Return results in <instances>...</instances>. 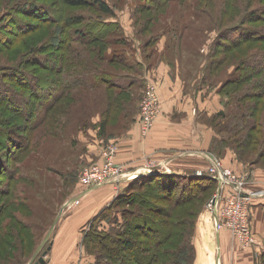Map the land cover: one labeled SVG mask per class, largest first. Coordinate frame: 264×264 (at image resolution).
Wrapping results in <instances>:
<instances>
[{
	"label": "rangeland",
	"instance_id": "374dc122",
	"mask_svg": "<svg viewBox=\"0 0 264 264\" xmlns=\"http://www.w3.org/2000/svg\"><path fill=\"white\" fill-rule=\"evenodd\" d=\"M22 1L26 0H0L1 64H22L27 57H34L35 54L30 50L37 47V56L43 57L44 61H53L50 64L59 66L61 64L57 58L59 56L51 58V55L61 54L64 50L60 48L68 45L71 48L69 59L76 55L80 60L89 62L90 60L87 59L89 58L95 63L102 62L104 66L109 67L110 63L101 60L106 50L97 49L96 42L85 44L74 40L69 43L66 41L67 35L71 38L69 35L71 31L68 30L76 26L68 25L66 29L63 21L60 20V15L68 17L72 14L84 13L81 24L100 19L106 25H97L98 30L108 29V25L111 24L113 25L111 29L114 27L116 35L121 34L126 37V42L129 43L122 46L128 49L127 57H132L130 60L137 59L140 65L136 69L123 65L124 69L117 72L134 75L137 73L140 78L142 77L143 83L138 77L137 81L140 82L130 86L123 93L113 88L99 90L80 88L71 91L75 93L72 103L63 108L60 106L65 103V100L54 103L52 113L55 115L50 118L52 113L48 111L42 124H39L32 132L24 133V129L16 130L12 122L24 123L18 119L13 121L12 116L0 108V120L6 118L8 123L1 120L0 129L13 127L10 128L13 130L12 134L29 136V141L24 142L22 151L18 152L19 146L13 151L8 150L10 151L8 157L11 159H6L5 162L6 165L8 163L11 165V172L14 171L12 176L8 177L0 173V264H31L43 251L47 250L49 238L42 246L40 244L50 226L53 223L55 225L59 223L62 214L67 210V205H73L65 204L67 199L79 191L82 193L84 189L80 182L82 171L88 166L102 163L103 151L110 145L115 147L111 164L121 165L115 160L118 141L122 137L130 138L128 131L131 126L139 125L141 104L147 101L145 98L147 83L152 82L158 95L157 84L165 77L170 78L173 83L180 82L183 93L201 90V94L198 93L199 96L196 98L198 97L203 104L206 102L209 107L211 106L208 102L215 98L218 110L214 108L205 110L208 105H201V108L195 107L193 116L190 115L193 119L189 125L202 124L213 132L209 136L210 145L207 146V153L218 159L221 167L230 169L243 186L248 189H264V97H260V103L256 110H253L254 113L249 111L250 116L246 117L245 123L241 122L235 128L231 125L233 121H238L234 115L237 112L241 113L243 104L249 100L244 98L247 93L246 87L251 80L257 83L262 80V73L253 77L249 76L251 80L247 81L241 80L239 76L251 74L252 67L255 69L253 73L259 72V67L262 69L264 62L258 58V54L262 55V50L264 51V40L255 38L253 41L235 46L229 41L236 39L241 32L238 30L240 27L255 28L257 34H264L261 27L264 0H169L158 8L149 0H104L113 8L114 15L110 16L99 11V8L94 5L68 7L60 6L61 0H31L48 7L53 15V20L43 22L42 26L35 30L32 25L28 27L22 25L17 29L15 27V16L27 25L39 21L36 18L31 19L21 11L19 5ZM10 9L14 16H10L7 12ZM19 30L27 32L12 38V41L6 45L5 41L13 37V32ZM58 35L61 40H54L53 38L56 39ZM51 40L54 48L55 44L59 47L51 50L52 53L48 58L47 51L50 52V49L45 50V45ZM108 46V48L120 47L111 43ZM36 73H44V70L40 69ZM230 82L237 86L234 89L229 85L225 86ZM239 93L243 95L239 97ZM246 108L248 107H243V110ZM215 110L223 114L218 115ZM174 119H177L176 115ZM251 125H255L257 131L251 130ZM150 129L145 133L139 130L142 143H145L146 134ZM217 135H223L222 143L219 141L213 146L218 145L219 150L220 144V150L212 149L211 151L210 146L214 143V136ZM89 148H96L97 152L92 154ZM0 149H2L1 145ZM15 152H18L17 157L12 158ZM231 156L239 164L238 167H231L227 160ZM185 161L187 171L193 168L192 163L195 161L197 164L200 163L198 173L206 174L209 169L208 161L200 156L190 159L188 156ZM110 182L90 189L89 193H116L117 195L129 184L123 180ZM120 184H123L122 188L119 187ZM185 184L191 186L190 189H198V192L189 201L172 206L171 202L177 201L175 196L178 190L167 192L151 181L143 182L132 191L140 199L139 204L138 199L135 198L113 205L114 210L111 216L102 220L96 228L108 229L112 223L115 224L112 219L116 215L119 216V211L123 208L126 220L137 218L139 219L137 222L142 223L140 219L148 217L151 223L156 225L155 231L158 229L164 232L171 231L169 237H164L162 232L161 234L152 232L147 235V232L139 229L140 232L131 248L141 247L140 241L147 242L149 251L143 256L154 255L157 252L156 255L161 260L160 264H176L173 263L176 260L174 256L177 255L174 252L180 251L178 256L182 257L186 254L190 264H207L205 260L197 262L200 253L195 243L197 238L195 227L199 221L204 222L211 233L210 219L204 220L203 215H211L208 204L212 194L215 193L216 183L201 181L198 183L200 185H195L194 182H185ZM136 199L137 202H133ZM253 200L254 198L250 200L249 206V225L255 237L254 244L244 246L238 238L231 235L228 229H223L227 231L230 241L234 242L233 246L238 243L243 249L254 248L253 264H261L260 255L264 251V237L262 246H259L251 221ZM90 223L91 221L84 226V233L82 230V240L91 227ZM90 242L91 239L86 241L88 244ZM91 246V252H100L98 243L92 241ZM255 247H258V250ZM209 250L213 254L214 247H209ZM84 252L90 254L85 247ZM153 259L157 260L156 257ZM94 261L90 264H94ZM262 264H264L263 260Z\"/></svg>",
	"mask_w": 264,
	"mask_h": 264
},
{
	"label": "trees",
	"instance_id": "16d2710c",
	"mask_svg": "<svg viewBox=\"0 0 264 264\" xmlns=\"http://www.w3.org/2000/svg\"><path fill=\"white\" fill-rule=\"evenodd\" d=\"M153 3V5L158 8L164 4H166L169 0H149ZM22 4L19 5L21 11L24 14H27L31 19H39V21H34L30 24H25L26 22L21 21V19H16V16L14 17V23L15 27L20 28L22 25L29 26L32 25L33 29L40 28L43 24V22H48V20H53V15L51 13V10L43 5L42 3H37V1H31L26 0L22 1ZM68 6V7H76V6H89L94 5L99 8V11L107 14L108 16L114 15V11L112 6L107 3L104 0H61L60 6ZM13 9V8H12ZM12 9L7 11L10 16H14ZM45 14V15H44ZM262 14L261 22H262V32L264 31V13ZM83 15L79 14H72L68 17L65 15H60V20L63 22V26L68 27V25H74L76 26L73 29H70L68 31L71 38H68V35L66 36L67 43L74 41L78 42H84L89 44H94L96 42L97 49L99 50H106L103 56V59H101L103 62L110 63L109 67H106L103 65V63H95L93 60L87 58L90 60L89 62L86 60H80L76 55L72 59H69V55L71 53V48L68 45H64L61 54L51 55V58H59V61L61 64L59 66L54 64H50V62L53 61H44L43 57L37 56V47L32 48L30 51L33 52L34 57H27L22 64H1L0 63V108H3L9 116H12L13 121H16V119L20 120L21 123L24 124H17L16 122H12L13 126L16 130H23L24 133L26 132H32L39 124H42L43 119H45L48 111H51L52 113V106L54 103L58 101L65 100V103H63L60 107L63 108L69 103L71 104L74 100L75 93H72L76 89L85 88V89H91V90H99L101 88L109 89L113 88L115 90H118L117 92H125L127 89L137 84L140 81H137L135 79L134 74H124V73H118L117 71L123 70V65H128L130 68H135L140 65L137 63V61L130 60L127 57V50L125 49V46L129 42H126V37L122 36L121 34L116 35V32L114 31V27L111 29L108 25V29H104L103 31L98 30L96 27L97 25L100 26V24L105 23L101 22L102 20L98 19L94 21H88L87 23H82L84 18ZM82 16V17H81ZM253 21V20H252ZM108 22V21H105ZM80 24V25H79ZM6 26V25H5ZM4 26V27H5ZM67 29V28H66ZM97 29V30H96ZM239 31H241L236 39L229 40L232 42L233 46L237 44H241L247 41H253L255 38H259L261 40H264V34L262 35L259 33L257 34V29L255 28H238ZM21 30L13 32L12 36L7 41H5V44H9L12 41V38L19 37L24 35ZM57 33V32H56ZM57 35V34H56ZM111 35V36H109ZM261 35V36H260ZM54 40H61V37L56 36V39ZM64 39V37L62 38ZM56 43V42H55ZM109 43L111 45H116L120 47H113L108 48ZM225 45V44H224ZM230 46V45H229ZM58 45L55 44V48L58 49ZM53 46V41L47 42L45 45V50L50 49V52L47 51L48 58L50 57V54L52 53L51 50H55ZM39 49V48H38ZM78 52V51H77ZM40 53V52H39ZM32 54V53H31ZM74 54V53H73ZM126 55V56H125ZM46 56V55H44ZM258 58L262 59V62H264V51L262 50V55L258 54ZM75 58H78L77 60ZM132 58V57H130ZM253 59V58H251ZM99 60V59H98ZM70 62H73L74 64H71ZM81 64V65H79ZM120 66V69H119ZM40 69L44 70V73H36ZM259 72L253 73L255 69L251 68V74H244L240 75L239 78L241 80H251V77H253L256 74L262 73V80L259 81V83L252 81L249 83V85L246 87V97L249 98L247 102L243 104V107L246 108L241 113H236L234 118H236L238 121H233L231 125H234L233 127H238L241 122H246V117L250 116V112L254 113L256 108L258 107V104L260 103V97H264V65H262V69L260 67L258 68ZM243 70V69H242ZM257 70V69H256ZM136 71V70H135ZM253 73V74H252ZM252 75V76H251ZM251 76V77H249ZM143 83V80H142ZM237 83V82H236ZM230 88H235L237 85L230 82L228 84ZM87 87V88H86ZM74 89V90H73ZM262 90V91H261ZM72 91V92H71ZM230 91V90H227ZM229 93V92H226ZM243 94L239 93V97ZM254 110V111H253ZM250 111V112H249ZM217 112V111H216ZM56 113V112H55ZM127 113V112H126ZM218 115H222L223 112H217ZM55 115L54 113L51 114V117ZM215 116H217L215 114ZM2 121L6 123V118H1ZM0 120V122H1ZM23 121V122H22ZM231 121V120H230ZM8 124V123H6ZM103 124V122H102ZM4 126V125H3ZM13 128V127H10ZM10 128H1L0 129V145L2 146V149H0V173L6 174L8 177H11L14 171L11 172V165L8 163L6 165V159H9L8 157V151L11 149L13 151L15 148L17 149L18 146V152L23 150V144L27 140L29 141V136L27 134H24L23 136L20 135H14L13 130ZM230 129V128H228ZM251 130H256L255 125H251ZM252 132V131H251ZM218 133V132H217ZM259 133V132H257ZM252 136V135H251ZM254 138V137H253ZM223 135L220 136H214V143L211 144L210 150L217 149L218 145H215V143H222ZM254 140V139H253ZM220 144H219V150H220ZM5 149L6 152H5ZM218 150V151H219ZM18 152L14 153L12 155V158H16ZM11 159V158H10ZM5 162V163H4ZM126 184L127 188L123 191L117 194L110 203L100 210L98 215L94 217L91 220L90 228L86 231L82 243L85 247L86 251L90 253V255L94 256V264H152L154 262H157V264H160L161 260L158 259V256L154 253L150 254L149 256H143L147 251H149L148 243L144 241H140L141 247H137L135 249L131 248L133 245L136 236L139 234V229L143 232H147L151 234H155L157 232L158 234H162L167 237L171 235V231L164 232L160 231L159 229L155 231L156 225L151 223L150 218H141L142 223L137 222L139 219L135 218L134 220H126L124 218V209L122 208L119 212L120 215H116L112 220H114L113 224L108 227V229L100 230L96 227L97 224L102 222L104 219H108L109 216H111V212H113L114 208L113 205L120 204L121 201H131V199H138V196L132 193L134 188L140 186L143 182H153L158 188L165 189L167 192H176L178 190V194L175 196L177 201H172V206H177L179 203L189 201L191 198L194 197V195L198 192V189H190L191 186H187L185 182L187 183H193L195 185L198 184L201 181H206L208 183H216L215 191L217 188V180L207 176L206 174H182V173H176L174 171H158L157 168L151 169L149 172L134 176L132 178L127 179ZM190 185V184H189ZM133 188V189H132ZM206 188V187H204ZM208 188V185H207ZM7 189V188H6ZM131 189V190H130ZM203 190V188H201ZM205 190V189H204ZM203 190V191H204ZM4 192H7L5 190H2ZM9 194V193H6ZM214 194V193H213ZM212 194V196H213ZM129 196V197H128ZM211 196V197H212ZM134 200L133 202H137ZM140 199H138L139 204ZM1 209V208H0ZM174 209V207L172 208ZM189 222V221H188ZM84 233V229H83ZM91 239L90 244L86 243L87 240ZM92 241L98 243V247L100 249V252H91L92 251ZM152 243L151 241H149ZM139 243V241H137ZM162 244V241H161ZM134 246V245H133ZM87 247V248H86ZM152 248V246H151ZM126 249H128L126 251ZM123 251V252H121ZM179 251V250H178ZM181 252V251H180ZM179 252V253H180ZM177 255L174 256L173 263L176 264H190V259H187V255H183L182 257L178 256L179 253L174 252ZM261 256V264L262 260L264 262V251L262 252ZM157 258V260H154L153 258ZM126 260V261H124ZM132 261H136L137 263H133ZM163 261V260H162ZM28 264V263H26Z\"/></svg>",
	"mask_w": 264,
	"mask_h": 264
},
{
	"label": "crops",
	"instance_id": "0c3cea01",
	"mask_svg": "<svg viewBox=\"0 0 264 264\" xmlns=\"http://www.w3.org/2000/svg\"><path fill=\"white\" fill-rule=\"evenodd\" d=\"M138 77L136 73L135 79ZM140 79L143 80L142 77ZM157 91L162 111L148 134H146L145 143H142V139L139 138L141 136L139 125L131 126L128 131L130 138L122 137L118 141L115 160L128 171L144 168L151 164L158 171L171 170L182 174H197L200 163L197 164V161L192 163L193 168L189 172L185 169L187 167L185 166V160L188 156L189 159L200 156L208 161L206 157L208 150L206 149L210 145L209 136L213 132L202 126V124L189 125L193 119L190 115L193 116L195 107L208 104L206 102L203 104L198 97L197 100L196 96L201 94V90L199 92L187 91V93H183L180 82L173 83L170 78L165 77L162 82L158 83ZM208 103L211 107L208 105L205 110L212 108L218 110L215 98ZM174 115L177 119H174ZM89 149L92 150V154L96 151V148ZM227 160L231 167L236 168L239 166L234 157L231 156ZM127 179L129 178L126 177L122 180L127 182L129 181ZM122 185L120 184L119 187L122 188ZM94 187L101 186L97 185L84 189L82 193L79 191V193H75L67 199L65 204L73 205H67V210L64 211L59 223L55 225L50 233L49 245L44 256L45 264H90L94 261V256L84 252L82 230L116 196V193H89L90 189L92 190ZM76 199L79 200L78 203H74ZM203 216H205L204 220L210 219L212 230L210 229L211 233H209L204 222L199 221L196 224L197 238L195 243L200 253L197 262L205 260L207 264H253L252 252H255L254 248L243 249L237 242H235L237 245L233 246L234 242L230 241L225 229H214L213 216H208V214ZM251 218L252 228L258 238V245L262 246L264 237V196L254 198L251 207ZM209 247H214L213 254L210 253ZM255 249L258 250V247H255Z\"/></svg>",
	"mask_w": 264,
	"mask_h": 264
},
{
	"label": "built area",
	"instance_id": "2783aa9c",
	"mask_svg": "<svg viewBox=\"0 0 264 264\" xmlns=\"http://www.w3.org/2000/svg\"><path fill=\"white\" fill-rule=\"evenodd\" d=\"M146 102L141 104L139 127L143 133L152 128L161 111V101L152 82L146 85ZM115 147L110 145L103 151V161L86 167L80 175L84 189L101 185L110 181L120 182L124 178H132L136 174L147 173V170H130L123 165L111 164V156ZM209 169L207 176L217 180L218 187L211 197L208 207L213 216L215 230L226 228L231 235L238 238L244 246L255 243V237L249 225V206L252 198L264 196V189H248L235 178L231 170L221 167L214 156H207ZM105 158V161H104ZM151 164L144 169L150 168ZM200 174V173H197ZM124 175V176H123ZM126 176V177H125ZM83 189V190H84ZM77 201V199H76Z\"/></svg>",
	"mask_w": 264,
	"mask_h": 264
},
{
	"label": "water",
	"instance_id": "95a60500",
	"mask_svg": "<svg viewBox=\"0 0 264 264\" xmlns=\"http://www.w3.org/2000/svg\"><path fill=\"white\" fill-rule=\"evenodd\" d=\"M154 167H152V168H147V169H144V168H140V169H135L134 171H136V170H147V172H149L151 169H153ZM138 175H141V174H138ZM137 174H136V176H138ZM57 219V218H56ZM55 219V220H56ZM55 222V221H54ZM54 225H55V223H53L51 226H50V228H49V230L47 231V234L45 235V237L43 238V241H42V243L40 244V246H42L44 243H45V241L49 238V236H50V233L52 232V230H53V228H54ZM40 248V247H39ZM38 248V249H39ZM45 254H46V250L45 251H43L42 253H41V255H39L38 257H37V259L36 260H33L32 261V263L31 264H45V260H44V256H45Z\"/></svg>",
	"mask_w": 264,
	"mask_h": 264
}]
</instances>
